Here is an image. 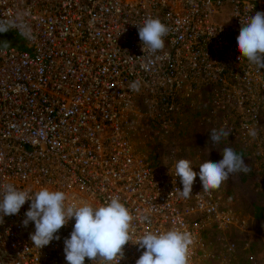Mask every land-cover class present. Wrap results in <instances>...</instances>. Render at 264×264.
Returning <instances> with one entry per match:
<instances>
[{"label":"built area","instance_id":"built-area-1","mask_svg":"<svg viewBox=\"0 0 264 264\" xmlns=\"http://www.w3.org/2000/svg\"><path fill=\"white\" fill-rule=\"evenodd\" d=\"M256 12L264 0H0L8 33L0 31V184L61 190L70 205L119 197L133 216L132 240L112 264H136L144 249L134 242L171 228L191 234L188 264H238L233 232L249 228L248 218L222 193L204 192L196 167L182 198L171 171L178 152L159 166L130 134L143 117L172 139L199 114L264 166V69L236 43ZM146 17L170 30L157 53L141 47ZM30 205L0 222V264H68L75 218L36 248L34 222L22 223Z\"/></svg>","mask_w":264,"mask_h":264},{"label":"clouds","instance_id":"clouds-1","mask_svg":"<svg viewBox=\"0 0 264 264\" xmlns=\"http://www.w3.org/2000/svg\"><path fill=\"white\" fill-rule=\"evenodd\" d=\"M0 28V31H4ZM168 26L158 17H146L138 23V36L144 51L157 53L165 47V37L169 34ZM236 43L241 57L249 65L264 69V12H256L242 21ZM135 87V85H134ZM248 134L255 137V129ZM229 133L223 128L210 131L211 143L217 144ZM172 174L180 178L183 190L176 192L182 198H189L197 173L192 170L187 159L176 160ZM250 168L244 158L233 148L222 150V159L218 162H204L200 165L199 178L203 191L217 189L230 175L248 173ZM31 200L30 209L25 213L23 226L35 224V232L30 239L36 248L48 245L55 234L69 220L75 218V225L70 238L65 239V259L68 264H84L88 258L96 264H112L123 256V247L130 240V225L133 216L119 197H111L100 205L82 201L78 205L67 203L66 193L42 187L39 190L18 189L13 184H0V222L4 216L18 214L26 201ZM145 221L148 217H143ZM144 249L136 264H188L189 248L193 243L191 234L178 228L164 232H145L134 242Z\"/></svg>","mask_w":264,"mask_h":264},{"label":"rangeland","instance_id":"rangeland-1","mask_svg":"<svg viewBox=\"0 0 264 264\" xmlns=\"http://www.w3.org/2000/svg\"><path fill=\"white\" fill-rule=\"evenodd\" d=\"M143 114V111L141 112ZM196 120H189L185 129L176 137L164 139L157 134V129L152 122L141 117L138 119L136 130L130 134L131 140L136 144L139 152L146 155L159 166H165V159L173 148L180 159H187L191 167L200 171V165L204 162H218L222 159V150L231 147L234 150L243 149L234 140L226 137L217 144L211 143L210 131L212 129L201 125L200 115H195ZM197 121V122H195ZM178 129V128H176ZM172 130H174L172 128ZM173 135L170 134L169 137ZM243 158L245 164L250 168L248 173H236L230 175L219 188L214 189L233 205L235 210L248 218L249 228L233 232L237 243L238 264H255L264 259V216L255 217V206L264 208V166L259 158L251 151L246 150ZM168 165V163H167ZM212 249L210 245L209 250Z\"/></svg>","mask_w":264,"mask_h":264},{"label":"trees","instance_id":"trees-1","mask_svg":"<svg viewBox=\"0 0 264 264\" xmlns=\"http://www.w3.org/2000/svg\"><path fill=\"white\" fill-rule=\"evenodd\" d=\"M6 34H8L6 31H2V36H5ZM238 154H241L243 157L248 154L246 153V151L244 149H238L235 150ZM255 217L260 219L262 218V216H264V208L261 206H255V213H254Z\"/></svg>","mask_w":264,"mask_h":264}]
</instances>
